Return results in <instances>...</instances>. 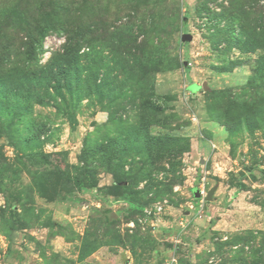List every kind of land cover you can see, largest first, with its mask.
<instances>
[{"label":"rangeland","instance_id":"rangeland-1","mask_svg":"<svg viewBox=\"0 0 264 264\" xmlns=\"http://www.w3.org/2000/svg\"><path fill=\"white\" fill-rule=\"evenodd\" d=\"M0 264H264V0H0Z\"/></svg>","mask_w":264,"mask_h":264},{"label":"water","instance_id":"water-1","mask_svg":"<svg viewBox=\"0 0 264 264\" xmlns=\"http://www.w3.org/2000/svg\"><path fill=\"white\" fill-rule=\"evenodd\" d=\"M196 197H197V198H200V194H199L198 192H197V194H196ZM211 199H212V193L209 194L207 200H211Z\"/></svg>","mask_w":264,"mask_h":264},{"label":"built area","instance_id":"built-area-1","mask_svg":"<svg viewBox=\"0 0 264 264\" xmlns=\"http://www.w3.org/2000/svg\"><path fill=\"white\" fill-rule=\"evenodd\" d=\"M201 189H202V191H201V195H202V194H205V185L201 186Z\"/></svg>","mask_w":264,"mask_h":264}]
</instances>
